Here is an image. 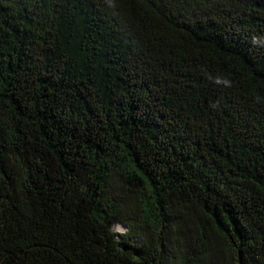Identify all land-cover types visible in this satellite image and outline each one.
<instances>
[{
	"label": "trees",
	"instance_id": "1",
	"mask_svg": "<svg viewBox=\"0 0 264 264\" xmlns=\"http://www.w3.org/2000/svg\"><path fill=\"white\" fill-rule=\"evenodd\" d=\"M0 264H264V0H0Z\"/></svg>",
	"mask_w": 264,
	"mask_h": 264
},
{
	"label": "rangeland",
	"instance_id": "2",
	"mask_svg": "<svg viewBox=\"0 0 264 264\" xmlns=\"http://www.w3.org/2000/svg\"><path fill=\"white\" fill-rule=\"evenodd\" d=\"M113 230L121 233V232H124L126 230V227L122 223H114L113 224Z\"/></svg>",
	"mask_w": 264,
	"mask_h": 264
}]
</instances>
